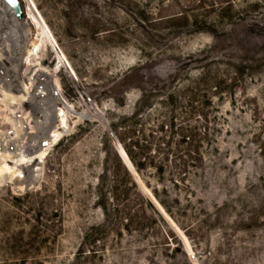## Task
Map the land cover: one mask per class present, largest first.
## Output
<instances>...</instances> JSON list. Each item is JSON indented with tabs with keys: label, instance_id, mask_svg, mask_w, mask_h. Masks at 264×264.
I'll use <instances>...</instances> for the list:
<instances>
[{
	"label": "rangeland",
	"instance_id": "obj_1",
	"mask_svg": "<svg viewBox=\"0 0 264 264\" xmlns=\"http://www.w3.org/2000/svg\"><path fill=\"white\" fill-rule=\"evenodd\" d=\"M0 0V264H264V0Z\"/></svg>",
	"mask_w": 264,
	"mask_h": 264
},
{
	"label": "water",
	"instance_id": "obj_2",
	"mask_svg": "<svg viewBox=\"0 0 264 264\" xmlns=\"http://www.w3.org/2000/svg\"><path fill=\"white\" fill-rule=\"evenodd\" d=\"M6 1L11 5V7L14 8V10H15L16 13H17V16H18L19 18H22V13H21V10H20V8H19L18 3H17L15 0H12V2H10V0H6Z\"/></svg>",
	"mask_w": 264,
	"mask_h": 264
},
{
	"label": "snow or ice",
	"instance_id": "obj_3",
	"mask_svg": "<svg viewBox=\"0 0 264 264\" xmlns=\"http://www.w3.org/2000/svg\"><path fill=\"white\" fill-rule=\"evenodd\" d=\"M10 2H12V0H10Z\"/></svg>",
	"mask_w": 264,
	"mask_h": 264
},
{
	"label": "bare ground",
	"instance_id": "obj_4",
	"mask_svg": "<svg viewBox=\"0 0 264 264\" xmlns=\"http://www.w3.org/2000/svg\"><path fill=\"white\" fill-rule=\"evenodd\" d=\"M17 14V13H16Z\"/></svg>",
	"mask_w": 264,
	"mask_h": 264
}]
</instances>
